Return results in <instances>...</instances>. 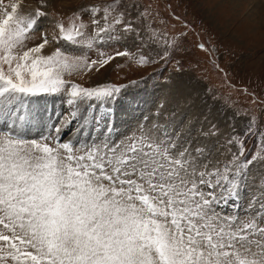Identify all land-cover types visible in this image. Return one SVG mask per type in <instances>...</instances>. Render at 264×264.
<instances>
[{
    "label": "snow or ice",
    "instance_id": "snow-or-ice-1",
    "mask_svg": "<svg viewBox=\"0 0 264 264\" xmlns=\"http://www.w3.org/2000/svg\"><path fill=\"white\" fill-rule=\"evenodd\" d=\"M19 7L13 3L11 11L0 12V120L7 122L0 128V264H264L261 222L217 210L238 192L245 174L239 162L243 141L221 168L219 163L210 166L202 148L177 144L174 132L159 126L91 144L57 139L59 123L55 135L42 137L43 142L25 137L23 129L41 121L30 108L33 98L67 91L75 120L81 103L106 105L121 86L69 84L64 74L87 62L70 61L59 49L40 55L49 43L46 34L42 43L26 48L28 34L46 13L28 17ZM111 12L110 23V10H103L105 26L96 33L101 41L102 34L115 39L114 25L135 32L131 22L123 21L124 13ZM84 27L68 31L59 24L64 39L74 45L80 44L76 37L84 35ZM94 39H86L88 47ZM147 41L164 46L161 59L167 57L166 34L158 36L153 29ZM140 61L149 63L144 56ZM111 115L110 110L85 115L82 125L103 123L110 131Z\"/></svg>",
    "mask_w": 264,
    "mask_h": 264
},
{
    "label": "rangeland",
    "instance_id": "rangeland-1",
    "mask_svg": "<svg viewBox=\"0 0 264 264\" xmlns=\"http://www.w3.org/2000/svg\"><path fill=\"white\" fill-rule=\"evenodd\" d=\"M3 2L4 4L0 3V12L4 9L11 11V5L19 3L18 11L24 16L33 17L37 11L46 13L40 21L42 27L38 25L28 34L26 48L42 43L46 34L49 43L40 55H52L59 49L70 61L81 58L87 62L88 66L64 74L63 78L69 84L76 83L87 88L113 84L121 86V90L132 86L135 96L139 95L149 101L159 94L158 101H152L147 109L141 104L142 109L137 111L141 113L130 118L133 120H123L126 125L119 121L118 127L122 130L124 127H137L140 131L154 126L167 130L173 127L169 132H174L177 144L185 142V147H190L191 144V149L202 148L204 155L209 157L210 166L219 163L221 168L239 152L240 142L243 141L244 152L239 162L244 165L245 174L239 181L238 192L229 196L217 210L239 220L255 217L264 226V209H261L264 204V23L259 25L251 19L252 13L256 11L252 0ZM92 8H98L100 12L92 13ZM105 8L110 10V23L111 16L114 15L111 9L116 8L117 12L124 13L123 21L131 22L135 32L125 33L123 24L114 25L111 34L115 39L109 40L107 34H102L105 38L101 41L96 33L105 26ZM94 20H98L99 24H94ZM60 23L68 31L74 26L78 28L80 24L85 25L80 29L84 35L76 37L80 44L74 45L64 39L65 33L60 31ZM153 29L158 36L166 34L170 42L165 59H161L164 46L147 41V34ZM89 37H95L91 47L86 43ZM201 44L205 46L204 49L199 47ZM118 52H127L129 55H117ZM141 56L147 57L149 63H141ZM101 60H106L107 63L101 66ZM92 61L97 63L93 65ZM178 83L185 89V97L180 101L176 99L170 106L164 104L165 101L172 103L168 94L179 87ZM48 95L52 96L42 99V96ZM42 96L33 98L30 104L31 110L41 117L39 124L34 123L36 125L33 127H47L43 120L54 116L58 119L51 120L56 124H60L63 118L67 119L70 109L67 91ZM117 98L119 100L118 96ZM56 99L62 106L59 111L53 107ZM124 102L126 103L122 101L120 109L114 105L118 120L122 114L124 117ZM80 105L81 122L70 117L71 129L77 128L76 132L82 128L83 117L86 115L91 118L100 106L96 101ZM89 105L94 107L90 108ZM181 106L185 108L183 111ZM5 123V120H0L1 127ZM177 128L185 130L183 135L186 132L188 135L181 137L179 132H175ZM126 135L115 134V141ZM99 140L101 139L97 138L93 141ZM230 140L232 143H229ZM230 201H236L231 203L234 206L241 202L238 212L226 208ZM5 264L14 262L6 261Z\"/></svg>",
    "mask_w": 264,
    "mask_h": 264
},
{
    "label": "bare ground",
    "instance_id": "bare-ground-1",
    "mask_svg": "<svg viewBox=\"0 0 264 264\" xmlns=\"http://www.w3.org/2000/svg\"><path fill=\"white\" fill-rule=\"evenodd\" d=\"M252 1L254 2V9H256V11L254 10L255 12L252 13L251 19L254 20L256 24L263 25V23H264V0H252ZM180 82H183V80H180ZM184 90L185 89L183 88L182 84L180 83L178 88L175 87L174 90L171 93L168 94L172 103L170 104V103H168V101L166 103V101L164 100L165 101L164 104H169V106H170L176 101V99L180 101V99H182V97H185V95H184L185 91ZM125 104L126 103L124 102V104L122 106H124ZM140 105H141L140 103L135 104L133 101H132V106L128 103L126 105V108H129V110L127 111L126 114H124V117H123V114L121 115L122 119L124 121H125V119L133 120V119H130V118L131 117H135V116L137 117V114L141 113V112H137L138 109H141ZM142 107L145 108V109L148 108L147 105H144V104H143ZM181 108H182V111L185 109L183 106H181ZM152 119H150V122L152 121ZM62 128L64 129V127H62Z\"/></svg>",
    "mask_w": 264,
    "mask_h": 264
}]
</instances>
